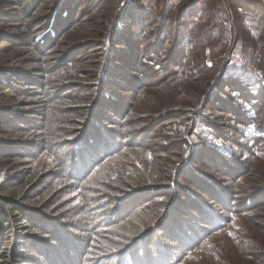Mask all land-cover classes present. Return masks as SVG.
I'll return each mask as SVG.
<instances>
[{"label":"trees","instance_id":"trees-1","mask_svg":"<svg viewBox=\"0 0 264 264\" xmlns=\"http://www.w3.org/2000/svg\"><path fill=\"white\" fill-rule=\"evenodd\" d=\"M55 1H0V26L9 25L6 29L0 28V167L5 161L36 159L41 154H48L58 162L56 171L44 176L39 173L21 174L19 169L8 168L6 180L0 184V234L3 237L9 235L11 240L0 241L4 245L0 246L1 264H73L75 257L81 259L80 264H85L86 260L87 264H177L204 242L208 232L224 229L228 225L225 213L235 210L236 191L240 193V188L244 187L239 178L250 176L245 164L264 144V121L259 125L260 118L264 116V110L259 108L260 99H264V76L249 71L223 73L218 79V88L211 90L207 85L201 90L200 95L205 96V102L189 118L176 110L180 105L151 106L152 113L160 114L154 117L156 122L181 118L179 124L176 121L171 123V129H178V141L170 135L164 136L166 130L153 136L158 124L148 125L146 129L143 124L133 126V120H129L130 113L134 102L146 90L175 78L191 79L192 72L198 73L197 69L184 71L188 60V57L184 60L186 51L192 52L191 45L195 43L185 33L188 23L181 21L188 15L185 12L189 7L182 9L174 21L178 29L173 33V50L165 56L164 47L169 39L165 33L168 20L162 12L160 26L154 27L148 23L150 17L147 12L142 14L130 7L116 25L114 22L113 30L98 12V5L106 0H93L78 14L71 13L75 11L74 7H80L77 0H69L71 11L66 5L67 0H61L54 8ZM114 9L108 7L109 12H114ZM130 15L132 17L126 18ZM89 16H94L95 20L102 19L94 26L98 30L95 31L98 39L86 44L78 43L77 38L72 44L70 38L84 23L94 21L95 24L94 18ZM134 27H137L135 33L131 31L135 30ZM147 28L151 30L149 33L145 32ZM5 30L10 32L5 33ZM147 41L153 44L146 45L142 51ZM114 46L123 48V51L115 50ZM95 55L97 57L92 58ZM92 59L95 63L90 66L93 67L85 69L86 63ZM74 66L78 69L72 73L78 79L92 81V84L84 85L85 81L80 80L75 84L67 82L66 70ZM60 75L65 78L60 79ZM87 86L89 88H84ZM21 87L28 91L18 89ZM71 92L92 96L90 115L83 116V122H67L71 129L64 126V119L54 117L52 119L56 123L62 122L57 123V128H49L51 111L61 107L65 109L62 102L70 98ZM233 95L235 97L230 99ZM19 98L25 100L19 101ZM241 99L244 103L236 105ZM2 101L6 103L2 104ZM40 105L42 109H37ZM220 106L227 121L234 125H214L208 121L206 112L219 110ZM29 107L34 109L31 113L27 111ZM219 128L227 129L235 137ZM175 144L181 147L177 154L171 153L170 146ZM136 150L146 153L145 160L141 161V166L147 167L145 171L132 163L137 168V182L143 185L142 188H135L140 185L134 183V186L124 180L122 186L126 190L120 185H107L104 180L99 185L101 192L103 189L114 192L107 199V203L112 202L113 206L108 214L110 224L123 225L150 215L153 218L146 222L147 227L142 229V234L131 246L132 239H126L123 250L101 256L102 248L96 250V246L98 238H102L99 235L102 231L97 228L106 223L95 212L105 206V202L97 208L92 207L94 203L79 207L84 210L80 225L85 228L86 224L91 226L94 223L96 226L90 235L86 233L89 231L82 229L77 236L72 234L77 233L75 217L80 212L75 213V208H68L61 215L47 214L49 207L42 204L44 200L37 198L49 190V202L50 196L55 195L50 190L54 182L59 185L73 181L85 185L101 175L105 164L111 165ZM165 154L170 158H164ZM196 164L203 170H198ZM181 166L184 170L179 169ZM262 179L259 178L256 184ZM180 180L192 185L208 201L191 194ZM263 184L258 189L249 190L256 196L242 201L239 213H246L245 209L250 206L264 208ZM235 187L238 190H234ZM62 189L57 191L58 197L53 204L65 196ZM134 190L136 193L127 195ZM181 194L183 198L188 197L190 205L178 202ZM186 207L199 216L194 217L193 222H183L182 215L188 216ZM70 220L71 223H66ZM168 239L175 243H169ZM155 240L159 241L156 245ZM256 251L264 264V248ZM27 252L34 257L23 255Z\"/></svg>","mask_w":264,"mask_h":264},{"label":"rangeland","instance_id":"rangeland-1","mask_svg":"<svg viewBox=\"0 0 264 264\" xmlns=\"http://www.w3.org/2000/svg\"><path fill=\"white\" fill-rule=\"evenodd\" d=\"M92 1L93 0H77L76 3L80 7L79 9H75L74 7V12L71 11L72 3H69V0H67L66 5L68 7V10L71 9L69 11H71L72 14H75V12L78 14L81 11H84V9H86V7H88V5ZM60 2L61 0H56L54 8H56ZM72 2H74V0H72ZM98 6H100L98 12L102 17L105 18V21H107L106 25H110L113 30L114 22V25H116V21L121 17L123 18L124 16H122V14L130 7H133V9L140 11L142 14H146L147 12L148 16L150 17L148 23L150 25L153 24V26L155 25L154 27L158 25L160 26V23L162 21L160 19V14L162 12V16H164V18L168 20V23L166 24L167 31L165 33H168L169 39L164 47L165 56H169L173 50V42L175 41L173 33L176 29H178L174 25V21L177 19L178 14H180V11L182 9L189 7L187 10L188 12H185L188 15H186L184 19H181V21H183L184 23H188V29L185 31V33L186 35H190L195 40V43L191 45L192 52L190 50L186 51L184 60L187 59L186 57H188V60L184 71L188 69V71L190 70L192 72V69H197L198 73L192 72L191 79L186 77L175 78L173 81L165 84L162 83L161 85L153 86L150 90H146L145 92H143V94L140 95L141 97L134 102L132 111L130 113L129 120H133V126L137 127L138 125L143 124L144 129H146L148 125L153 127L154 123H157L158 126L154 128L155 131L153 132V136L159 135L161 133L163 134V132H165L166 130L167 132L164 134V136L166 135L167 137L170 135L171 138L174 139V141H178V129H171V126H173L171 125V123L176 121L175 123L179 124L181 122V118H177L176 120L167 119L164 123L161 122L162 119L156 122L157 120H154V117L160 114L156 112L152 113L151 106H166L175 104L180 105V108L176 110L181 111L185 114V116H187V118H189L191 115L197 113L198 109L205 102V96L200 95L201 90L207 85H210L211 90L213 88H218V79L223 73L227 71L230 73H243L245 71L246 73V71H249L254 75L263 74L264 76V5H262L258 1L106 0L104 1V3ZM108 7L115 8L114 12H109ZM106 16H108V20L106 19ZM89 17H92L90 19L94 18V16ZM89 17L86 19H89ZM130 17L132 16L130 15L126 18ZM100 20H102L101 17L97 18L94 25V21L91 24L84 23V25L80 27L79 32L73 34L70 38V41H73L72 44H75V39L77 38L78 40L76 41H79L78 43L83 42L86 44L90 43V40L92 41L94 39H98L95 38V31L98 30H96L94 26L98 25ZM8 26L9 25L6 24L0 26V28L6 29ZM133 29L135 30L131 31H134L135 33L137 27H134ZM150 29L152 28L150 27ZM150 29H145V32L149 33L151 31ZM5 31V33L10 32V30ZM105 32L106 29L104 30V33ZM127 32L130 33L129 30H127ZM86 36H88L89 38H86ZM154 39L157 40L158 38L155 36ZM152 44V41H147V43H144L141 48L142 51L145 50L144 48H146V45ZM118 48L123 51V48L114 46L115 50ZM96 57L97 55L92 56V58ZM93 61L94 59L86 63L84 68L91 69L93 66H90V64L95 63ZM76 69H78V67L74 66L72 69L66 70L68 72V75L66 76L67 82L69 81L75 84L77 80H80L85 81L84 85L92 84V81L86 78L78 79V77L72 73V71H75ZM207 69L209 70V73L206 72ZM128 74L130 73L128 72ZM59 77L60 79L65 78L62 75H60ZM84 88L87 89L89 88V86ZM18 89L28 91L26 87H21ZM70 95V98L62 102L65 109H62L61 107V109L51 111V114L48 117L49 128H57L59 126V124L57 123L62 122L60 120L56 123L55 120L52 119L54 117L58 119H64V126L68 127L67 129H71L72 127H69L70 124L67 122L72 120L73 122L82 121L83 116L86 117L90 115V109L91 106H93V103L91 101L92 96L90 94H78L73 92H71ZM234 97L235 96L233 95L229 98L233 99ZM19 99V101L25 100L24 98ZM260 101L261 102L259 103V108H262L264 110V99L262 98L260 99ZM3 102L4 101H2L1 103L3 104ZM243 103L244 101H242V99L237 100L236 105H242ZM12 104H14V102H12ZM39 108L42 109V105L38 106L37 109ZM166 108L170 107L167 106ZM37 109H35V111ZM218 109L219 110L213 109L206 112L208 121L211 124L213 123L214 125H234L233 123L227 121L226 115L220 111L222 110L221 106ZM33 110V107H29L27 111L30 112ZM161 113V115H163V111H161ZM263 117L264 116L262 115L259 121V125H262V122L264 121ZM219 130H223L224 132L229 133L231 137H235L233 133L229 132L225 128H219ZM197 134H200V132L198 131ZM62 138L65 137H61L60 139ZM165 143L170 144V142ZM170 148L171 153L173 154L179 153L181 149V147H178L177 144H175V146H170ZM145 154L146 153L144 151L140 152V150H136L130 152L126 157L121 158V160H118L111 165L105 164V168L102 170L101 175L85 185H79L78 183H74L73 181L69 182L67 180V182H62L59 185H57L58 182H54V184L56 185L50 182V184H52L50 190L52 191L51 193L54 192V197L52 194L50 196L51 199L48 202V190L45 191V193H43L42 196L37 199H41V201L44 200L42 204H45L49 207L46 209L48 211L46 212L47 214L53 213L54 215H61V212L63 210H67L68 208H75V213L80 212L81 214L75 217V222L77 221L78 223L77 233L72 234H76L77 236H80L82 229L89 231L86 233L90 235L94 231L92 230V228H95L96 226L94 223L91 226L90 224H86L85 228H83V224L80 225L84 217V210H82L83 208L81 209L79 207H83V204L85 203H94L92 207L97 208V205L99 206L101 205V203L105 202V206H102L100 210H97L95 212L97 217L100 216V218L105 219L106 223L104 226L97 228L101 229L102 234L99 235H101L102 238H98L96 250L102 248V251L100 253L101 256L117 254L119 251L124 249V240L126 241V239H132L129 243V246H131L134 243V240L138 239V237L142 234V229L147 227L148 225V223L146 222L151 221L150 217H152L153 215L136 218L135 220L133 219L123 225L114 226L110 224L108 214L113 206L112 202L107 203V199L110 198L114 194V192L104 189L101 192V186L99 184L100 181L103 182L104 180V183H106L107 185L109 184L118 187L119 185L122 186V181L124 180L125 182L132 183V185L134 186V183L140 185L139 187L135 188H142L143 185L137 182V168H135L132 163H135V165L140 168V170L142 169L143 171H145V168L147 167L141 166V161L145 160ZM255 154L256 155H253L248 160L247 164H245V167L248 168L250 176H248V178H239V181L242 179L240 183L243 181L242 184H244V187H242L243 189L240 188V193L236 191L238 195L236 196V203H234L233 205L235 207V210H229L228 213H225L228 225L220 231L208 232L207 238L204 240V242L197 248L192 249L189 254L187 256H184L180 261L178 260L177 264H263L261 263L260 258H258L260 256V253L256 250L259 248H264V208H254L250 206L248 208L249 210L245 209L246 213L248 214L239 213V207L242 206V201L251 199L252 195L256 196L254 194H250L249 190L258 189L264 182V144L255 151ZM163 157L170 158V155L165 154L163 155ZM57 166L58 162L48 154H41L36 159H14L12 161H5L0 167V184H2L6 180V174L9 173L8 168L19 169L18 173L21 174L31 173L33 175H37L39 173L44 176L48 174L51 175V172L56 171L55 169ZM196 166L198 170H203L201 166L197 164ZM132 167L134 168V170ZM179 169L182 170V166L179 167ZM147 173L150 172L148 171ZM259 178L263 179L256 184ZM180 182L185 188H187L188 191H191V194L197 195L199 198L203 199L204 202L208 201L203 197V195H200L197 191H195L196 189L192 187V185L188 184L185 181L180 180ZM225 187L229 188L228 185H226ZM262 187L264 188V184ZM60 188H63L62 190H64L66 194L59 201L55 200L56 202L55 204H53L54 199L58 197L57 191L60 190ZM122 188L126 190L124 186H122ZM150 189L151 188H148L147 190ZM234 190L238 189L235 187ZM96 191H100L97 193H103V195L95 193ZM133 193H136V190L129 192L127 195ZM249 195L251 197H249ZM124 198L126 197L123 196V199ZM92 199H95V201H93ZM178 202H185V205H190L188 197L183 198L182 194L179 196ZM185 213L188 216L185 217V215H182V217H184L182 218L184 219L183 222L188 221V223H190L193 222L192 219H194V217H199L197 212L187 207L185 208ZM246 215L249 216L246 217ZM66 223H71V220L67 221ZM8 233H10V229ZM130 236L133 238H131ZM106 237L109 238L106 240ZM6 240L10 241V236L7 235L3 237V234H0V241L6 242ZM156 242L159 241L155 240L154 245H156ZM168 242L175 243V241L172 239H168ZM1 245L3 244L0 243V246ZM23 255H28L31 258L34 257V254H30L29 252ZM66 255L68 259L71 258L68 253H66ZM1 258L2 257L0 255V264L2 263ZM79 260L75 257V262L73 264H80L81 259ZM85 264H87V260L85 261Z\"/></svg>","mask_w":264,"mask_h":264},{"label":"built area","instance_id":"built-area-1","mask_svg":"<svg viewBox=\"0 0 264 264\" xmlns=\"http://www.w3.org/2000/svg\"><path fill=\"white\" fill-rule=\"evenodd\" d=\"M255 1H258V2H260L262 5H264V0H255Z\"/></svg>","mask_w":264,"mask_h":264}]
</instances>
